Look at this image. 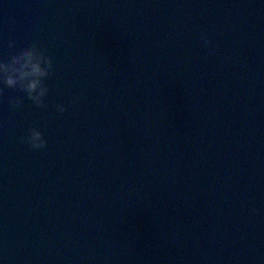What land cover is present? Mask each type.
<instances>
[{"label": "water", "instance_id": "95a60500", "mask_svg": "<svg viewBox=\"0 0 264 264\" xmlns=\"http://www.w3.org/2000/svg\"><path fill=\"white\" fill-rule=\"evenodd\" d=\"M33 43L46 107L0 84V264H264V0H0V62Z\"/></svg>", "mask_w": 264, "mask_h": 264}, {"label": "clouds", "instance_id": "9594fccd", "mask_svg": "<svg viewBox=\"0 0 264 264\" xmlns=\"http://www.w3.org/2000/svg\"><path fill=\"white\" fill-rule=\"evenodd\" d=\"M202 39H204L206 44L209 42L206 36L202 37ZM12 46L13 42H10L9 47ZM41 61L44 63L43 68L40 66ZM53 70L52 58L39 45L33 43L12 55L6 63L0 62V84L5 88L18 87L27 94V98L37 107L44 108L46 104L43 98L48 93V88L44 81L52 75ZM38 86L39 93L35 94ZM10 103L14 107H19L23 101L20 98L13 97ZM57 110L63 114L66 108L63 105H57ZM26 142L35 150L47 147V141L43 138V133L36 127L29 129ZM252 211L255 212L256 209Z\"/></svg>", "mask_w": 264, "mask_h": 264}]
</instances>
